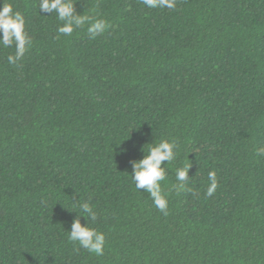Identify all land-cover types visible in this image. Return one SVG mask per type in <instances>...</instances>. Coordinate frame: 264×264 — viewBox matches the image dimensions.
Here are the masks:
<instances>
[{"label": "trees", "instance_id": "16d2710c", "mask_svg": "<svg viewBox=\"0 0 264 264\" xmlns=\"http://www.w3.org/2000/svg\"><path fill=\"white\" fill-rule=\"evenodd\" d=\"M42 2L0 0L32 42L11 64L0 45V264H264V0H73L107 22L94 39ZM162 139L167 215L130 177ZM77 219L103 255L69 241Z\"/></svg>", "mask_w": 264, "mask_h": 264}, {"label": "clouds", "instance_id": "9594fccd", "mask_svg": "<svg viewBox=\"0 0 264 264\" xmlns=\"http://www.w3.org/2000/svg\"><path fill=\"white\" fill-rule=\"evenodd\" d=\"M141 2L150 9L155 8H175V0H141ZM40 10H55L58 13L57 18L63 23L58 26L57 32L61 35H71L75 28H79L86 22L89 24L87 32L91 38H95L98 34H102L108 27L103 19H94L85 15L74 16L75 3L73 0H43L40 3ZM15 44V55L8 56V62L15 63L20 59L28 48L32 47L31 38L25 32L24 16L14 11L11 4H3L0 9V45L8 48ZM27 46V47H26ZM149 147L145 152V156L138 162L133 164V174L130 175L135 185V190L146 189L150 193L152 203L165 215H167L168 201L166 194L161 190V181L165 180V168L161 165L167 161L171 163L175 160V141L162 139L158 143L148 144ZM258 156H264V148L257 149ZM189 167L184 166L176 169L175 179L177 181L176 188L184 190L188 179ZM209 186L206 195L211 197L218 188V180L215 171L208 173ZM81 217L87 216L92 222L97 219V214L93 210V206L85 201L79 204ZM87 221L88 219L85 218ZM71 242L78 243L80 247L97 256L104 254L105 235L89 226L82 227L79 219L74 221L72 230L68 235Z\"/></svg>", "mask_w": 264, "mask_h": 264}]
</instances>
